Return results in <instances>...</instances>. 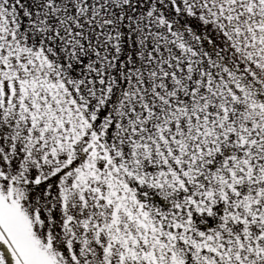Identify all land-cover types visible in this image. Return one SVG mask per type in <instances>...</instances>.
Masks as SVG:
<instances>
[{
	"label": "snow or ice",
	"instance_id": "obj_1",
	"mask_svg": "<svg viewBox=\"0 0 264 264\" xmlns=\"http://www.w3.org/2000/svg\"><path fill=\"white\" fill-rule=\"evenodd\" d=\"M0 264H264V0H0Z\"/></svg>",
	"mask_w": 264,
	"mask_h": 264
}]
</instances>
